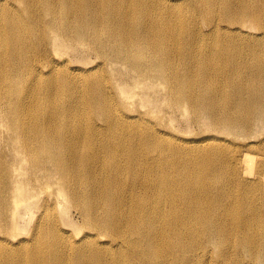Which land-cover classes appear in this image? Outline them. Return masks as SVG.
I'll use <instances>...</instances> for the list:
<instances>
[{
	"label": "bare ground",
	"instance_id": "1",
	"mask_svg": "<svg viewBox=\"0 0 264 264\" xmlns=\"http://www.w3.org/2000/svg\"><path fill=\"white\" fill-rule=\"evenodd\" d=\"M0 264H264V0H0Z\"/></svg>",
	"mask_w": 264,
	"mask_h": 264
},
{
	"label": "rangeland",
	"instance_id": "2",
	"mask_svg": "<svg viewBox=\"0 0 264 264\" xmlns=\"http://www.w3.org/2000/svg\"><path fill=\"white\" fill-rule=\"evenodd\" d=\"M73 54L77 52V50L72 51ZM163 94L165 93L164 91L162 92ZM162 93L159 94V99L161 100ZM160 100L158 101L157 108L154 109L155 116H161L159 120V128L161 130L164 129L165 126H168V124L171 122L169 119L172 121V126L174 127V132L175 134L178 135H189V134H201L204 131L210 130V126L208 124V121L205 119H202L201 122L194 123L192 121V117H190L188 114H185V116L180 115V114H175V113H170V111H167L166 107L160 106ZM146 107L145 109H147ZM198 110H196L197 112ZM163 134V133H162ZM185 136V135H184ZM188 137V136H187ZM59 216L61 217L62 215L58 213ZM36 216L37 214L30 215L29 217L27 216L26 220H28L27 224L24 225V230L23 231V236L25 238H30L35 230V222H36ZM66 221L73 222L74 226L72 230H75L80 224H82V219L81 216L78 212L71 210L69 217Z\"/></svg>",
	"mask_w": 264,
	"mask_h": 264
}]
</instances>
